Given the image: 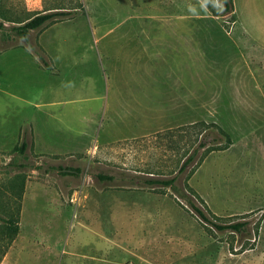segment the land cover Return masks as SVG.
I'll use <instances>...</instances> for the list:
<instances>
[{"label": "rangeland", "instance_id": "374dc122", "mask_svg": "<svg viewBox=\"0 0 264 264\" xmlns=\"http://www.w3.org/2000/svg\"><path fill=\"white\" fill-rule=\"evenodd\" d=\"M4 8L15 20L69 14L26 38L0 17V216L17 224L12 233L0 219V264H264V47L234 8ZM201 139L210 147L179 170ZM172 176L208 217L245 230H218L169 186L147 182Z\"/></svg>", "mask_w": 264, "mask_h": 264}, {"label": "trees", "instance_id": "16d2710c", "mask_svg": "<svg viewBox=\"0 0 264 264\" xmlns=\"http://www.w3.org/2000/svg\"><path fill=\"white\" fill-rule=\"evenodd\" d=\"M222 5H223V10L225 12L227 11H233V3L232 0H220ZM69 14V10H64V9H53V10H47L44 12H38L33 14L30 17H27L26 19H13L12 16H10L7 11L6 8L0 10V17L4 20L7 21H11V22H17V24H13L10 26V29L15 32L17 35H19L20 37L26 38L27 37V33L29 30L32 29H36L40 26H42L44 23L51 21L53 19H57L60 16L63 15H67ZM3 23L0 22V25H2ZM202 124H204L202 122ZM221 131H223L221 129ZM227 141H229V137H226ZM208 142L206 141V139H201L197 145V147H195L193 149V151L188 154L185 159L183 160V162L181 163L179 170H183L185 169V167L190 164L194 159H195V154L197 152V150L201 147H205L204 149L210 147L208 144ZM25 146V142H22L21 146L19 147V149L22 151L23 148ZM219 146V145H218ZM216 148H220V147H216ZM199 160L201 159V156H199L198 158ZM78 171L79 168H72V167H68L63 169V172L65 173H69V171ZM98 178L100 179H113L112 175H108V174H103V173H98ZM175 180V176L169 177V178H154V179H149L147 180V182L149 183H153V184H160V185H164V186H169L174 193L184 199L191 207L192 209L206 222L210 223L213 227H215L218 230H224V229H229V230H233L236 232H240L245 230V225L246 222L245 221H235V222H228V223H223V222H218L210 217H208V215L204 212V210L197 206L191 199L190 197L187 196L186 193H183L174 183ZM0 219H2L5 223H7V227L12 231V233H15L17 231V224L11 219V218H4L0 216Z\"/></svg>", "mask_w": 264, "mask_h": 264}, {"label": "crops", "instance_id": "0c3cea01", "mask_svg": "<svg viewBox=\"0 0 264 264\" xmlns=\"http://www.w3.org/2000/svg\"><path fill=\"white\" fill-rule=\"evenodd\" d=\"M232 3L244 33L264 47V0H232Z\"/></svg>", "mask_w": 264, "mask_h": 264}]
</instances>
